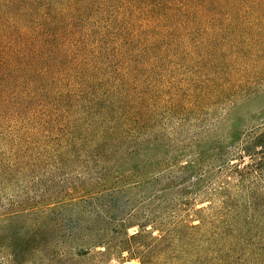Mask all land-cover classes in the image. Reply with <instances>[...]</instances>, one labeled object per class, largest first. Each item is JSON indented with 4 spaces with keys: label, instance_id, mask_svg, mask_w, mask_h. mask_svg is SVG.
<instances>
[{
    "label": "trees",
    "instance_id": "obj_1",
    "mask_svg": "<svg viewBox=\"0 0 264 264\" xmlns=\"http://www.w3.org/2000/svg\"><path fill=\"white\" fill-rule=\"evenodd\" d=\"M259 93L264 0H0V140L22 169L58 176L15 213L25 226L0 232L4 264H85L92 251L264 264V130L213 147L227 160L211 165L216 177H204L202 151L180 167L195 175L192 199L207 203L197 224L154 217L128 235V219L110 214L119 193L146 200L149 183L173 172L177 155H159L168 123ZM73 177L77 198L63 186Z\"/></svg>",
    "mask_w": 264,
    "mask_h": 264
},
{
    "label": "rangeland",
    "instance_id": "obj_2",
    "mask_svg": "<svg viewBox=\"0 0 264 264\" xmlns=\"http://www.w3.org/2000/svg\"><path fill=\"white\" fill-rule=\"evenodd\" d=\"M166 129L167 131H163V144L170 145V150L168 152V148L163 147L159 149L161 150L159 155L168 156L167 160L169 157L177 155L173 172L165 177L162 176L163 179L158 184L149 183L146 200H143V191H132L129 194L119 193L115 208L110 211V214H114L117 219H128L126 222L128 235L135 234L138 231L137 225H142L145 219L154 217L162 218L161 221L166 224L179 222L187 225L197 224L194 211L205 207L207 203L201 204L199 200L192 199V187L190 186L195 180V175L191 172L183 173L180 167L186 162L193 161L197 157V153L202 151L204 162L203 166L201 165V171H203L204 177H216L214 172L217 167L227 160L226 155L217 160L213 156V147L220 145L224 149L230 142L232 133H236L240 137L243 131L264 130V93L241 98L229 106H220L203 117L190 116V119H185L182 124H177V127L168 123ZM173 148L174 154H172ZM11 152L10 145L6 146L5 141L0 140V155L3 154V166L0 168V232L4 233L6 230L9 231V235L25 226V221L21 217L15 216V213L34 206L36 201L39 202V197L51 189L52 183L48 181V178L54 175L53 171L49 170L42 172L35 169L29 172L27 170L30 169H22V164L15 162ZM153 155L154 151L148 154L150 161L153 160L151 158ZM171 161H174V158ZM246 162L248 159L244 157L234 163L241 167ZM208 163L210 165L207 166ZM212 164L216 165L215 171L211 169ZM184 176H189V179L187 178V181L181 185L180 180L177 182V179ZM56 177L58 176L54 175L53 179H58ZM79 180L80 177H73L63 185L65 191H69L71 198H77L79 190H76V187L80 184ZM170 182L172 184L169 189L159 191ZM101 223L108 224L107 221ZM9 227L11 228L8 229ZM1 245L3 244L0 242ZM96 252L92 251V256L85 264H140L139 259L130 257L127 253H124L122 258H117L116 256H99ZM7 257L6 252L0 249V264H4Z\"/></svg>",
    "mask_w": 264,
    "mask_h": 264
}]
</instances>
